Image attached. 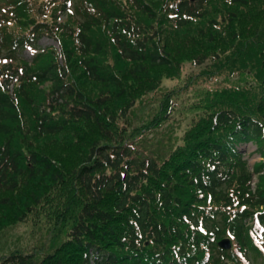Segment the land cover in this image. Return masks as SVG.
I'll use <instances>...</instances> for the list:
<instances>
[{"label":"trees","instance_id":"trees-1","mask_svg":"<svg viewBox=\"0 0 264 264\" xmlns=\"http://www.w3.org/2000/svg\"><path fill=\"white\" fill-rule=\"evenodd\" d=\"M0 264H264V0H0Z\"/></svg>","mask_w":264,"mask_h":264},{"label":"rangeland","instance_id":"rangeland-1","mask_svg":"<svg viewBox=\"0 0 264 264\" xmlns=\"http://www.w3.org/2000/svg\"><path fill=\"white\" fill-rule=\"evenodd\" d=\"M51 45H57L53 39L44 38L40 42L41 48H45ZM34 55V51L28 50L21 54V57L26 60H31ZM201 68H194L191 65L186 67V77L194 75L200 71ZM164 87L172 89L173 87H180L181 92L174 99V111L172 112L170 120L163 126L162 130L169 132L173 130L174 137L181 138L185 132L189 129L191 120L195 114L189 111L190 106L196 101L194 97V87L189 86L185 81L179 83L165 82ZM153 137V136H151ZM150 137V138H151ZM158 143V142H157ZM245 153V159H247L249 167L261 160V158L255 153L256 147L252 144L243 146ZM31 227L22 225L15 229L16 234L11 240L13 245H20L21 247L33 246L35 241L29 238V231ZM38 259V258H37Z\"/></svg>","mask_w":264,"mask_h":264},{"label":"water","instance_id":"water-1","mask_svg":"<svg viewBox=\"0 0 264 264\" xmlns=\"http://www.w3.org/2000/svg\"><path fill=\"white\" fill-rule=\"evenodd\" d=\"M219 247L224 250H230L232 245L229 239H224L219 243Z\"/></svg>","mask_w":264,"mask_h":264}]
</instances>
